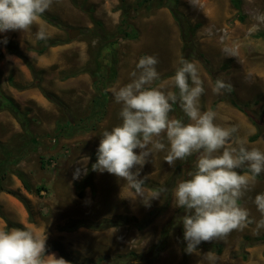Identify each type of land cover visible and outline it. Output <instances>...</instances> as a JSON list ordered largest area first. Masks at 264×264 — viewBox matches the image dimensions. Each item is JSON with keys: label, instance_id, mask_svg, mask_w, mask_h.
I'll list each match as a JSON object with an SVG mask.
<instances>
[{"label": "rangeland", "instance_id": "374dc122", "mask_svg": "<svg viewBox=\"0 0 264 264\" xmlns=\"http://www.w3.org/2000/svg\"><path fill=\"white\" fill-rule=\"evenodd\" d=\"M164 1L161 7L132 13L138 31L135 39L111 36L120 23V0H54L46 12L57 15L63 26L41 17L28 31L0 33V93L13 97L27 114V129L39 142L38 147H30L20 161L11 165L3 180L5 188L17 195L0 191V230L8 225L6 217L37 235L46 234L47 248H60L46 254L63 258L68 264L76 263L62 254L80 259L78 264H264V241L257 240L264 229L256 234L255 223L223 239L202 242L185 259V211L174 205L173 192L195 170V155L176 161L174 167L163 160L166 152L149 159L140 176L147 177L151 186L167 189L159 199L151 201L150 207L140 197H134L123 179L106 171L96 172L93 186L85 188L83 197L77 194L75 182L87 175L82 161L88 158V173L102 132L121 122V106L109 91L106 113L94 129L71 130L67 125L59 133L57 128L65 121L78 122L90 116L96 89L87 68L94 67L98 56L102 55V59L112 49L119 58L118 74L108 89L129 82L130 72L144 55H154L159 61L160 80L154 86L171 84L181 57L195 62L204 80L202 111H215L217 123L238 127L236 139L264 151V24L254 19L264 14V0H239V8L233 0H179L177 17L170 0ZM95 20L103 23L108 36L102 34ZM183 26L192 30L187 44L182 38ZM71 28H80L81 34L69 38ZM41 30L47 38L60 41L43 53L35 49L40 47L36 34ZM10 45L18 46L22 55L12 53ZM217 79L230 82L233 90L214 94L212 86ZM46 93L54 94L59 101L48 98ZM170 115L187 121L178 105ZM23 125L14 112L1 110L0 142L9 149L24 147L29 135ZM256 133L259 136L252 139ZM4 157L0 148V159ZM42 158L46 159L45 165ZM48 158L54 161L49 163ZM18 170L32 191L24 187ZM41 185L46 190L38 193L35 189ZM151 186L146 188L154 189ZM262 192L264 173L256 177L253 190L240 201L256 221L261 214L253 201ZM72 224L78 227L63 229ZM204 243L220 244L222 251L207 249ZM55 257L47 258L49 264H56Z\"/></svg>", "mask_w": 264, "mask_h": 264}, {"label": "clouds", "instance_id": "9594fccd", "mask_svg": "<svg viewBox=\"0 0 264 264\" xmlns=\"http://www.w3.org/2000/svg\"><path fill=\"white\" fill-rule=\"evenodd\" d=\"M53 3L54 0H0V33L28 31ZM254 19L264 24V14ZM36 35L37 39L47 38L42 30ZM158 63L154 55L140 57L129 74V82L108 89L121 106V122L102 132L92 170L123 179L134 197H140L150 207L151 201L159 199L167 189L146 188L147 177L142 178L140 172L149 159L166 152L163 160L174 167L176 161L195 155V170L173 192L174 205L185 211V251L195 253L202 242L223 239L253 223L258 234L264 229V192L256 194L253 201L261 214L258 221L240 201L253 190L256 177L264 173V151L236 139L238 127L217 123L215 111H202L204 80L195 62L181 57L171 84L154 86L160 80ZM232 90V84L223 79H217L212 86L217 95ZM174 105L179 106L187 121L170 115ZM87 161V157L82 161L85 175ZM46 240V234L37 235L32 230H0V264H49L47 258L55 256L46 254ZM56 264L68 262L56 258Z\"/></svg>", "mask_w": 264, "mask_h": 264}, {"label": "trees", "instance_id": "16d2710c", "mask_svg": "<svg viewBox=\"0 0 264 264\" xmlns=\"http://www.w3.org/2000/svg\"><path fill=\"white\" fill-rule=\"evenodd\" d=\"M234 5L239 8L240 2L239 0H233ZM171 5V10L174 14L175 17H177V13L179 12L178 10V5H179V0H170ZM165 5L164 0H135V2H129L128 0H120L119 5L117 6V9L121 11V18H120V23L117 27V32L111 33V36L113 35H118L119 38H130V39H135L138 37V31L135 28L134 23L132 22V13H137L141 8H146L148 10H151L154 7H161ZM44 20L47 22L56 25V26H63L62 22L60 21L59 17L55 14H50L48 12H45L42 16ZM98 29L100 28L102 31V34H107V36L110 34L109 32H106L104 29L103 23L100 20H95ZM182 38L184 39L185 44L189 42L190 39V34H191V28L189 26H183L182 27ZM110 37V36H109ZM118 39L115 41L117 42ZM58 43H60L59 40L51 39V38H46V39H40L39 40V45L40 47L35 48L39 53L45 52L49 47L55 46ZM9 50L12 53H15L17 55H22L20 48L18 46H9ZM102 55H99L96 61V64L94 67H88L87 71L90 72V74L93 77V83L94 87L96 89V95L93 99V104H92V111L90 116L86 118H82L78 122L76 121H69L66 122L65 124H59L57 131H60L61 127H66L67 125L73 129L77 130H91L94 129L97 122H99L105 115L106 110H107V105L110 99V92L108 90L109 84L114 82L116 80L117 74H118V62L119 58L117 56V53L115 49L110 50L107 52L104 57L101 59ZM0 59H1V54H0ZM104 61V62H103ZM30 65V68L34 70L33 66L31 63L28 62ZM47 97L52 99L53 101L58 102V98L52 94V93H46ZM234 105L239 107V104L235 102V100H232ZM4 109H9L14 114L23 122V126L25 127L26 134L29 135V138L24 142V147L16 148V149H9L5 143L0 142V148L4 154V158L0 159V191H6L11 194L17 195L15 191H12L10 189L5 188L3 180L5 179V176L7 173L10 171L11 165L16 164L18 161H20L29 151V148L33 147L32 149H35L38 147V138L34 137V135H31V132L29 129H27L26 124H29L28 116L26 113L22 112V110L19 107V104L15 101V99L11 96L5 95L3 93H0V111ZM89 120V121H87ZM60 133V132H59ZM259 136V133H256L252 139H256ZM45 160L42 158V163L45 165ZM97 160V155L96 151L92 153L91 155V161L88 165V173L86 177L81 180L75 182L77 194L79 197H83L85 195V188L87 186H93L94 183V177L97 171L92 170V164L95 163ZM49 163H51L53 158H48L47 160ZM17 175L21 178L24 187L28 191H32L33 187L29 184L27 179L25 178L23 172L21 170H18ZM146 185L151 186L148 181H145ZM154 189H159L160 187L158 186H151ZM38 193H40L42 190H46V186L41 185L38 186L35 189ZM5 219L8 221V225L5 230H9L10 227L14 228H22V229H27V227H24L19 224L12 223L8 220V218L5 217ZM76 227H78L77 224H72L65 226L63 229L64 230H75ZM247 241H250V238L248 236L245 237ZM257 240H263L264 241V234L260 236V238H257ZM205 248L214 250L216 252H221L222 251V245L216 244V243H204L203 244ZM186 244H183V254H185V259L188 257V253L185 251ZM52 249H60L59 247L57 248L56 246L54 247H48V250ZM62 251V250H61ZM65 258L70 260L73 263L78 264L80 262V259H76L74 257L67 256L65 254H62ZM186 264V263H184Z\"/></svg>", "mask_w": 264, "mask_h": 264}, {"label": "water", "instance_id": "95a60500", "mask_svg": "<svg viewBox=\"0 0 264 264\" xmlns=\"http://www.w3.org/2000/svg\"><path fill=\"white\" fill-rule=\"evenodd\" d=\"M69 38H71V39H74V38H76L78 35H80L81 34V29L80 28H71L70 30H69Z\"/></svg>", "mask_w": 264, "mask_h": 264}, {"label": "crops", "instance_id": "0c3cea01", "mask_svg": "<svg viewBox=\"0 0 264 264\" xmlns=\"http://www.w3.org/2000/svg\"><path fill=\"white\" fill-rule=\"evenodd\" d=\"M108 106V105H107Z\"/></svg>", "mask_w": 264, "mask_h": 264}]
</instances>
